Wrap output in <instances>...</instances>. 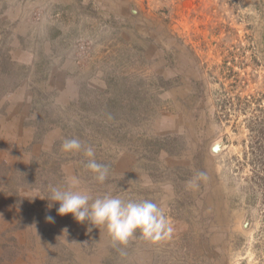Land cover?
Wrapping results in <instances>:
<instances>
[{
    "label": "rangeland",
    "instance_id": "rangeland-1",
    "mask_svg": "<svg viewBox=\"0 0 264 264\" xmlns=\"http://www.w3.org/2000/svg\"><path fill=\"white\" fill-rule=\"evenodd\" d=\"M258 92L264 0H0V264H264L247 116L221 109ZM68 175L93 198L151 200L172 233L121 244L58 214L44 197Z\"/></svg>",
    "mask_w": 264,
    "mask_h": 264
},
{
    "label": "clouds",
    "instance_id": "clouds-1",
    "mask_svg": "<svg viewBox=\"0 0 264 264\" xmlns=\"http://www.w3.org/2000/svg\"><path fill=\"white\" fill-rule=\"evenodd\" d=\"M61 148L66 153L83 150L88 157L86 168L95 174L98 182L103 183L106 180L108 167L96 161L92 147L84 148L79 139L66 138ZM80 185L79 177L68 175L66 187L50 186V197L44 198L60 203L57 209L60 215L71 213L79 222L87 220L95 226L106 225L112 239L121 244H127L137 230H140L145 239L150 240H159L172 233L171 222L163 208L151 200L126 201L109 194L93 198ZM47 219L51 221L53 218L49 216Z\"/></svg>",
    "mask_w": 264,
    "mask_h": 264
},
{
    "label": "trees",
    "instance_id": "trees-1",
    "mask_svg": "<svg viewBox=\"0 0 264 264\" xmlns=\"http://www.w3.org/2000/svg\"><path fill=\"white\" fill-rule=\"evenodd\" d=\"M221 104V109H225V111L231 109L232 106L236 112L247 116L245 122L248 133L244 138L243 160L246 165L254 166L252 175L249 174L245 178V187L249 189L251 183L252 185L264 186V92H258V94L251 96L239 95V102H235L226 96L221 100ZM236 122L235 127L237 129Z\"/></svg>",
    "mask_w": 264,
    "mask_h": 264
},
{
    "label": "water",
    "instance_id": "water-1",
    "mask_svg": "<svg viewBox=\"0 0 264 264\" xmlns=\"http://www.w3.org/2000/svg\"><path fill=\"white\" fill-rule=\"evenodd\" d=\"M223 144H224V142H218V143H216V144L213 146L212 150H213L214 152H220L221 149H222V147H223ZM247 225H248V222H246V226H247Z\"/></svg>",
    "mask_w": 264,
    "mask_h": 264
}]
</instances>
